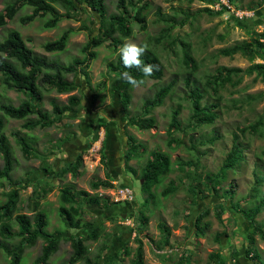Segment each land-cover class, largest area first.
Instances as JSON below:
<instances>
[{
	"label": "rangeland",
	"instance_id": "374dc122",
	"mask_svg": "<svg viewBox=\"0 0 264 264\" xmlns=\"http://www.w3.org/2000/svg\"><path fill=\"white\" fill-rule=\"evenodd\" d=\"M7 0H0V11ZM149 7L144 10L146 28L140 29L132 21V33L122 38L118 45L108 41L95 47L96 56L89 62L88 73L90 84L78 74L73 78L75 89L69 93H57L54 90L45 91L42 107L51 110V101L66 102L70 94H77L81 99V108L76 113H66L58 123L47 128L36 127L28 130L22 127L23 120L6 118L4 132L8 137L13 155L16 159L12 171L13 180L20 182L17 212L33 213V202L39 203L47 216V230L53 233L60 232L58 250L50 257V264H66L71 253V234L84 236L88 228H66L58 213L60 205L59 189L62 185L71 184L90 193L109 198L110 207L101 208L85 204L84 219L92 223H102L104 231L96 241H87L91 253L102 250V257L97 264H131L135 256V249L140 239L143 246L144 264H215L208 260L211 252H219L226 260V264H254L249 258L256 251L260 261L264 264V241L257 233L247 256L245 248L249 245V235L255 225L264 223V208L255 220H245L238 210L232 208L233 202L240 203L241 207L249 205L251 188L254 183L253 171L264 176V139L245 132L239 135V142L243 149V160L232 169L226 170L223 179L219 180L218 191L208 192L203 181L193 179L196 174L216 173L231 148L232 132L237 126L254 121L260 114H264V99L249 103H235L233 99L252 94L264 89V82L253 80V75H244L235 87L227 84L218 90L215 95L212 91L204 92L203 103L217 102L218 117L210 125L196 129L186 127L190 114V98L185 77L189 72L182 61V44L187 43L191 55L198 68L192 78L197 83L203 82L207 74L213 73L220 66L247 67L251 63L264 62L260 58L249 60L235 54L224 56L218 50L232 45L248 37L246 30L254 32L264 31V2L261 0H216L212 4L201 0H148ZM225 1L230 6H226ZM108 13L117 12V0H105ZM76 6H81L76 3ZM207 6L213 10H221L220 15H210L198 9ZM77 12L79 16L62 19L55 28L44 29L42 20L37 18L28 24H21L19 16L30 11L25 8L19 11L5 26L0 27V38L8 29L20 31L26 44L35 52L48 57H58L63 61H70L75 56H82L81 48L90 35L99 31V16L87 6H82ZM59 11H64L58 6ZM242 13L240 16L239 13ZM185 11L193 12L192 17L183 26H176L169 35H162V29L167 24V18L175 16L181 20ZM66 29L70 30L65 51L50 53L43 49L45 41L57 38ZM159 39L160 41H158ZM135 42L152 49L164 65V75L160 80L146 78L143 83L133 87L128 115L139 113L141 103L145 97H150L160 86L173 82L171 93L165 97L162 104L155 107L150 116L155 118V124L149 129H138L126 125L120 98L116 92L110 93V81L107 62L115 59L124 42ZM99 84V85H98ZM104 85V86H100ZM0 91L13 104H18L24 98L21 93L0 87ZM179 108L178 118L186 132L173 131L168 133L171 111ZM20 131L30 139L37 151L36 157L23 155L12 132ZM127 133L132 134L143 144L146 152L133 158L129 164L135 168V173L128 172L125 167L124 152L127 148ZM214 133L213 143L206 142L197 145V150L191 148L190 135L194 138L209 137ZM181 139V142L167 144L170 139ZM196 142V141H195ZM152 150L168 152L171 156L172 169L163 178L160 185L153 188L154 198L147 207L141 205L143 195L138 179L141 168ZM82 153L83 162L77 173L70 172L60 177H49L42 169L49 165L54 170H60L66 163L73 161L78 153ZM104 158H102V153ZM184 162V163H182ZM190 162L194 165H187ZM192 171L191 177L179 170V165ZM2 158L0 155V166ZM107 173L113 183L111 188L99 187L92 184L105 179ZM197 177V176H196ZM173 180L178 184L176 191L164 197L161 190ZM196 185V192L188 190L189 185ZM128 186L133 190L132 201H116L113 193L119 186ZM203 189L202 191L200 189ZM8 190L6 180H0V203L5 200L3 191ZM232 191L226 196V191ZM264 194V180L260 186ZM206 195V196H203ZM224 202L227 211L224 217L230 215L234 221L228 222V231L223 232L225 226L216 217V203ZM208 210L202 219L204 233L195 235V217ZM140 212L148 216L146 224L139 230ZM163 225L161 227L160 225ZM13 229H17L14 221ZM8 247L15 246L19 238L4 240ZM42 239H38L33 246H26L23 252L24 264H33L40 254ZM0 264H10L7 252L0 248ZM75 264H85L83 261Z\"/></svg>",
	"mask_w": 264,
	"mask_h": 264
},
{
	"label": "trees",
	"instance_id": "16d2710c",
	"mask_svg": "<svg viewBox=\"0 0 264 264\" xmlns=\"http://www.w3.org/2000/svg\"><path fill=\"white\" fill-rule=\"evenodd\" d=\"M205 3L212 4L216 0H201ZM233 2L234 0H229ZM264 2L261 0L259 5ZM76 3L81 6L77 7ZM58 6H61L64 11H59ZM87 6L99 16V31L96 35H90L87 42L82 46V56H75L70 61H63L58 57H48L35 52L29 47L22 37L19 30L11 28L0 38V87L14 90L21 93L22 98L18 104H13L0 91V155L2 165L0 166V180H6L8 190L3 191L5 200L0 203V237L4 240L19 238L18 243L13 247H8L4 242L0 241V248H3L10 257V264H24L23 252L26 246H33L38 239H42L40 254L36 256L33 264H50V257L58 250L60 238L57 234L60 232H50L47 230L46 213L38 208L39 203L33 202V213L27 214L17 212L20 182L13 180L12 171L15 166L16 159L13 155L8 137L4 132L5 119L23 120L22 127L32 130L36 127L47 128L55 123H58L65 117L66 113H76L81 108V99L77 94H70L66 102L51 101V110H46L42 107V100L45 91L54 90L57 93H69L73 91L75 83L73 78L81 74L90 84L88 73L89 62L96 56V51L93 49L102 45L104 42L114 44L115 46L122 43L123 37H128L132 33L131 22L135 21L140 29L146 28V20L144 10L149 7L148 0H117V12L108 13L105 0H7L4 8L0 11V27L5 26L11 21L14 16L21 10L29 8L30 11L19 16L21 24L25 25L39 18L42 20L44 29H52L65 18H73L79 16V8ZM199 12L204 11L210 15H220L221 10H213L207 6L198 9ZM185 15L181 20H177L175 16L167 18V24L162 29V35H169L176 26H183L192 17L193 12L185 11ZM70 30L66 29L57 38L45 41L42 47L50 53H60L65 51ZM247 38L236 41L232 45L222 47L218 50L219 54L224 56H233L240 54L249 60L260 58L264 60V31L254 32L250 29L246 30ZM157 39L158 41H160ZM182 44V61L189 67V72L185 77V85L188 87V97L190 98V114L186 127L196 129L204 125L212 124L218 117V104L215 101L203 103L204 92L212 91L215 95L219 89L227 84L235 87L239 84L244 75H253V80L259 79L264 82V62H255L249 64L245 68L237 66H220L213 73L207 74L203 82L199 84L192 78L193 72L196 71L198 65L187 47V43L181 41ZM141 59L146 63H152L158 66V70L151 77H144L141 70L137 68L126 69L121 61L120 51L115 59L107 62L110 81V93L117 91L120 98V105L126 113V125L135 126L138 129H149L154 126L155 118L150 116V112L162 104L165 97L168 96L173 89V82L160 85L150 97H145L141 103L139 113L128 115V109L131 103L133 86L122 79V73L125 71L131 74L137 80L146 78L160 80L164 75V65L160 58L152 51L146 48V53ZM99 85V84H98ZM104 86V85H100ZM264 99V89L252 94H245L237 97L235 103H251L253 101ZM179 108H174L171 111L168 133L173 131L186 132V128L182 126L178 115ZM237 131L232 132L231 148L226 152L225 158L216 173L196 174L193 171V179L203 181L204 188L208 192L216 193L218 191L219 180L223 179L226 170L232 169L243 160V149L238 140V132L244 134L249 132L264 139V114H260L254 121L242 126H237ZM17 144L26 157H36L38 154L33 147L30 139L20 131L12 132ZM214 133L209 137L194 138L190 135L191 148L197 150V143L204 145L206 142L213 143L215 140ZM196 141V142H195ZM181 139L170 138L167 141L168 145L179 143ZM127 148L124 152V163L128 172L135 173V168L129 164V161L146 152L145 147L141 144L134 135L127 133ZM262 152L264 153V147ZM102 158H104V153ZM83 155L78 153L73 161L66 163L60 170H54L48 164L42 169L49 177H60L67 172L72 175L77 173L78 167L82 165ZM184 163V162H182ZM189 165L190 162L186 163ZM172 161L168 152L160 150H152L141 168L138 177L140 181V190L143 195L141 205L147 207L152 198H154L153 188L160 185L163 178L171 171ZM179 170L185 172L187 177H191L192 171L184 169L179 165ZM254 183L251 188V198L247 207H241L240 203L233 202L232 208L238 210L241 216L247 221H254L256 216L264 208V194H261L260 186L263 183L264 176L253 171ZM197 176V177H196ZM142 181V182H141ZM92 186L97 189L111 188L113 183L109 174L105 179L98 180ZM173 180L161 190V195L166 197L178 188ZM188 190L191 193L196 192V185H189ZM203 190L202 188L200 189ZM231 190L226 191V196H231ZM206 196V195H203ZM60 205L58 213L61 221L66 228L81 229L88 228L84 236H76L71 234L67 239L70 241L71 253L66 264H75L83 261L85 264H97L102 257L103 249L97 250L96 254H92L87 241H96L104 231V226L101 223H92L84 219V205L90 204L95 207L107 208L109 198L90 193L85 189L76 188L74 185L65 184L59 189ZM216 217L222 225L225 226L223 232H218L215 239L218 240L220 234L228 231V222H231V227L234 221L230 215L224 217V214L229 211L224 202L216 203ZM208 214L205 209L200 212L194 220L195 235L198 236L204 233L202 228V219ZM148 216L140 212L139 221L142 230L146 224ZM14 221L17 229H13L11 222ZM163 227V225H160ZM257 233L264 241V223L255 225L254 230L249 235V245L245 248V253L250 254L251 246L254 242V235ZM135 249V256L131 264H144L143 246L140 239ZM254 264H263L260 261L259 254L255 251L249 257ZM208 260L215 264H226L225 258L217 251L209 254Z\"/></svg>",
	"mask_w": 264,
	"mask_h": 264
},
{
	"label": "clouds",
	"instance_id": "9594fccd",
	"mask_svg": "<svg viewBox=\"0 0 264 264\" xmlns=\"http://www.w3.org/2000/svg\"><path fill=\"white\" fill-rule=\"evenodd\" d=\"M146 53V45H138L135 42H124L121 50V61L126 69H140L144 77H151L158 66L152 63L144 62L141 57ZM122 79L133 87L143 83V80H137L129 71L122 73Z\"/></svg>",
	"mask_w": 264,
	"mask_h": 264
},
{
	"label": "built area",
	"instance_id": "2783aa9c",
	"mask_svg": "<svg viewBox=\"0 0 264 264\" xmlns=\"http://www.w3.org/2000/svg\"><path fill=\"white\" fill-rule=\"evenodd\" d=\"M224 4L226 6H230L226 1ZM236 13L238 14L239 12L236 10ZM241 14L242 13H239L240 16H242ZM113 193L116 195V197L114 198L116 201L129 202L132 201L134 198L133 190L125 185L119 186L118 188H116V190H114Z\"/></svg>",
	"mask_w": 264,
	"mask_h": 264
},
{
	"label": "water",
	"instance_id": "95a60500",
	"mask_svg": "<svg viewBox=\"0 0 264 264\" xmlns=\"http://www.w3.org/2000/svg\"><path fill=\"white\" fill-rule=\"evenodd\" d=\"M142 182V181H141Z\"/></svg>",
	"mask_w": 264,
	"mask_h": 264
}]
</instances>
